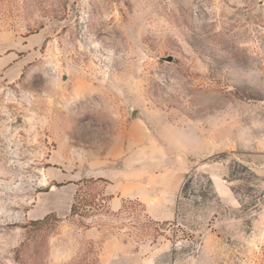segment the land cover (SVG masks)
<instances>
[{
    "label": "rangeland",
    "instance_id": "rangeland-1",
    "mask_svg": "<svg viewBox=\"0 0 264 264\" xmlns=\"http://www.w3.org/2000/svg\"><path fill=\"white\" fill-rule=\"evenodd\" d=\"M23 244L264 264V0H0V264Z\"/></svg>",
    "mask_w": 264,
    "mask_h": 264
},
{
    "label": "trees",
    "instance_id": "trees-1",
    "mask_svg": "<svg viewBox=\"0 0 264 264\" xmlns=\"http://www.w3.org/2000/svg\"><path fill=\"white\" fill-rule=\"evenodd\" d=\"M98 181H101V179H99ZM81 184L84 185H90V181H81ZM84 187H81V189L76 193L75 197H74V203L71 207V216H77L81 210H84L85 208H87L88 206H92L93 204H95L96 202V196H90V199H87V196L82 194L84 193ZM86 196V197H85ZM129 207L125 206L120 214H123ZM51 220V217L47 216L44 220L41 221H34L32 223L29 224L30 227L36 228V229H40L43 227H47L50 223L49 221ZM29 235V242H32L35 240L36 237H38V234L41 233H27ZM35 243V241H34ZM27 249L28 246H26L25 244L21 245L18 249H16L14 256L15 259L17 261H21L23 264H35L36 263V259L34 260H29L26 256L27 253ZM37 256V254L35 255Z\"/></svg>",
    "mask_w": 264,
    "mask_h": 264
},
{
    "label": "water",
    "instance_id": "water-1",
    "mask_svg": "<svg viewBox=\"0 0 264 264\" xmlns=\"http://www.w3.org/2000/svg\"><path fill=\"white\" fill-rule=\"evenodd\" d=\"M170 61H172V60L170 59ZM136 113H137V112H136V111H134V112H133V115H135Z\"/></svg>",
    "mask_w": 264,
    "mask_h": 264
}]
</instances>
